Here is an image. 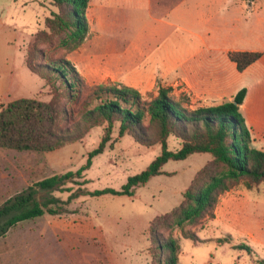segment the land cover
<instances>
[{"label":"rangeland","instance_id":"obj_1","mask_svg":"<svg viewBox=\"0 0 264 264\" xmlns=\"http://www.w3.org/2000/svg\"><path fill=\"white\" fill-rule=\"evenodd\" d=\"M260 2L254 17L242 24H232L229 15L221 23L216 21L218 30L214 34L226 47H254L263 52L237 83L248 88V98L240 110L246 124L247 119L250 121L251 145L264 150V1ZM102 3L103 0L90 2L89 35L79 47L67 50L50 33L36 42L37 32L45 30V18L56 9L51 0H0V106L21 97L56 100L51 87L26 64V57L35 49L46 58L68 59L84 79L77 104L59 96L68 113V119L58 123L61 127L80 118L81 101L96 84L128 85L143 96L155 95L160 85L170 86L172 93L179 96L176 94L183 86L162 76L151 64L143 63L139 55L159 50L182 55L183 47L189 44L193 49L199 38L192 33L205 34L197 25L199 19L193 18L189 31L165 25L155 31L153 19L136 8L134 0H114L106 9L101 7ZM130 40L138 41L143 48H135ZM164 41L167 45L161 48ZM187 92L192 94L191 90ZM187 92L184 94L191 96ZM197 105L200 103H193ZM104 126L105 123L89 128L83 125L82 130H86L80 139L48 152L0 147V203L54 174L50 167L57 173L76 171L103 137ZM167 147L178 149L180 140L169 137ZM160 152V142L146 146L128 134L118 137L115 125L104 151L92 157L91 166L81 176L38 191L41 202L50 196L58 198L50 206L62 209V213L25 219L0 236V264H151L152 256L147 249L149 222L180 204L182 189L188 188L195 173L211 159L210 153L168 160L161 174L136 187L132 195L93 196L90 192L104 188L119 190L129 176L144 170ZM233 188L247 187L241 179L230 190ZM248 192L249 197L235 209L233 219L210 222L221 194L196 224L185 227L194 230L203 241L183 237L178 228L173 230L180 246L177 264H256L264 259V181ZM220 238L229 240L220 242ZM236 245L249 246L252 251ZM157 264L166 262L162 258Z\"/></svg>","mask_w":264,"mask_h":264},{"label":"trees","instance_id":"obj_2","mask_svg":"<svg viewBox=\"0 0 264 264\" xmlns=\"http://www.w3.org/2000/svg\"><path fill=\"white\" fill-rule=\"evenodd\" d=\"M92 0H51L56 8L45 18V30L36 34V42L48 33L57 36L58 43L67 50L79 47L89 35L87 10ZM255 1V0H247ZM238 71H243L261 56L260 51L234 50L228 53ZM45 59L44 61L39 58ZM31 72L50 86L56 100L42 101L34 97H21L0 106V147L48 152L80 139L85 130L105 123L104 135L98 145L88 153L85 164L76 171L54 173L26 190L9 197L0 205V235L18 221L45 213H62V209L50 206L58 198L50 196L44 202L36 194L41 189H52L63 184L91 166L92 157L102 153L111 140L113 127L117 125L118 137L131 135L140 144L150 146L161 143V152L141 172L131 175L119 190L104 188L90 192L93 196L106 193L132 195L154 176L162 173L168 160L185 159L193 153H210L211 159L193 177L182 194L180 204L170 212L158 215L149 222L148 252L151 264L163 258L166 264H177L179 242L173 234L180 229L183 237L203 241L192 229L234 182L243 180L247 188L264 181V150L251 145L250 128L241 113L246 88L242 87L232 97L214 105L193 106L190 99L180 94L176 97L170 86H158L155 95L143 96L137 89L117 83H100L92 86L84 100L80 118L61 127L60 121L68 119L65 103L59 96L77 104L80 101L84 79L66 58H46L35 49L26 57ZM169 137L180 140V147L170 150ZM220 242L227 238L218 239ZM252 249L246 245H236ZM162 256V258H161ZM256 264H264L259 259Z\"/></svg>","mask_w":264,"mask_h":264},{"label":"crops","instance_id":"obj_3","mask_svg":"<svg viewBox=\"0 0 264 264\" xmlns=\"http://www.w3.org/2000/svg\"><path fill=\"white\" fill-rule=\"evenodd\" d=\"M113 1L114 0H103L101 7L105 9L109 8L110 5L113 4ZM134 1L136 8L141 11H146L147 15L153 19L155 26H157L153 29L155 31H160L165 28L164 25L166 27H177L189 31L191 29V22H194L193 18L196 20L199 19L197 25L205 30V34L198 32L197 34L192 33L199 38V42L196 43L193 49H191V44H189L183 47L184 52H182V55H179L174 51L161 53L159 49V51L156 52L143 51L144 53L142 52L139 55V59L143 63L151 64L152 68L155 71H159L162 76L168 77V80L171 81L175 80L174 82H179L183 86L182 88H179L180 92L179 94H176L177 96L184 94V91L187 92V90H191L192 94H189V92L187 93L191 95L188 98L192 104L194 102H198L200 105H214L220 103L223 98L232 99L237 91L242 88V84L239 85L237 83V79L247 73L262 57L261 56L257 61L250 64L243 71H238L235 62H233L228 56L230 51L260 50L254 47H226L225 44L217 40L214 33L215 29L218 30V27L215 28L216 21L217 23H221L222 18L226 19V16L228 15L231 18L230 21L234 25H239L240 23L242 24L243 21L253 18L256 13V6L261 3L260 1L264 0ZM260 12H258V15ZM262 12L264 13V10H262ZM128 42H132L135 48H143L138 41L137 43H134L131 40ZM166 43L164 41L161 48H165V45H167ZM245 88V98L247 99L248 88ZM244 100L240 107H243ZM249 123L250 121L247 119L246 125L250 128ZM50 168L54 173H57L55 169L52 167ZM29 186L15 194L26 190ZM35 188L37 189V193L41 189L39 187ZM251 189L252 188H233L223 193L220 196L216 209L214 210V217L210 220V222L225 223L229 219H233L235 216V209L242 205L245 198L247 199L249 197L248 191ZM183 190H185V188H183L182 191ZM2 203H0V205ZM21 221H18L17 223Z\"/></svg>","mask_w":264,"mask_h":264}]
</instances>
